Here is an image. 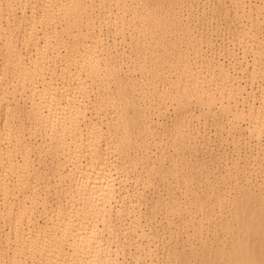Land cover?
<instances>
[{
	"label": "bare ground",
	"instance_id": "6f19581e",
	"mask_svg": "<svg viewBox=\"0 0 264 264\" xmlns=\"http://www.w3.org/2000/svg\"><path fill=\"white\" fill-rule=\"evenodd\" d=\"M175 1L0 0V264H264V179L254 182L264 168L259 142L254 148L247 141L248 151L224 160L223 178L235 185L234 195L213 183L207 184L209 192L198 193L197 180L178 177L176 158L175 169H165L163 175L184 185L179 197L172 191L167 202L159 199L152 207L168 204L167 216L217 224L213 239L205 228L198 230L200 247L170 251L166 242L155 243L142 226L141 204L118 194L130 179L133 185L149 184L155 167L164 164L163 152L157 163L138 169L137 162L155 158L146 155L138 120L140 113L160 108V101L218 108L231 129L244 122L249 138L264 135V0H217L237 23L233 38L254 53L250 59L247 50L242 57L233 52L239 57L233 66L210 56L218 61L207 58V75L175 66L182 32L198 43L210 39L193 30L197 19L191 27L181 13H162L161 7ZM125 32L132 33L128 44L121 39ZM157 72L175 75L162 80ZM155 77L164 83L156 85ZM25 120L41 141L27 140ZM185 127L175 126L178 132ZM173 142L179 158L197 147L195 141ZM207 199L216 200V210ZM194 203L200 210L211 206V213L188 217ZM250 232L259 251L244 237Z\"/></svg>",
	"mask_w": 264,
	"mask_h": 264
},
{
	"label": "rangeland",
	"instance_id": "374dc122",
	"mask_svg": "<svg viewBox=\"0 0 264 264\" xmlns=\"http://www.w3.org/2000/svg\"><path fill=\"white\" fill-rule=\"evenodd\" d=\"M229 1L230 0H227L228 3ZM161 10L164 14L171 11L181 13L185 21L188 20L192 23L190 24L191 27L196 23V21H198L199 23H196V26L198 25L197 27L199 28L197 29L198 31H196L197 27H195V25L193 26L195 28H193V30L198 33H200V31L202 30L201 34L205 35L204 37L207 36L206 38H208V35H210V39L208 38L209 40L206 41H212L213 44H215L214 50L213 45L211 44V47L210 44L208 45L209 42H205V40H203L205 43H202L203 41L200 40L201 42H199V44L197 41L195 42L194 38L190 37L188 39L190 41L188 42L187 33L182 32V54L180 57H172L173 60H177L175 65L176 67L181 66L182 69L189 68L192 72L201 71V73L207 75L209 74V72L206 70L205 67L207 66L205 64L212 60L216 61L214 58L210 60L212 57H217L216 59H219V61H223L225 62V64L233 66L238 62L237 59L239 57H242L243 51L245 52V50H247L248 56L251 59V55L254 53V51L251 48L248 49L245 41L241 42L238 39L235 40L233 38L236 34L237 23L233 19V16L231 14L226 15L222 12V8L217 0H177L172 5H164V7H161ZM195 19L197 20L195 21ZM193 21H195L194 24ZM104 33L108 40H112V38H114L112 32L106 30ZM131 34L132 33L130 32H125V37L121 39L126 40V44H128V42H130L131 40ZM202 37L200 35V38ZM193 43H197L196 48H189ZM201 43L202 46H198V44L201 45ZM126 44H124V46H126ZM206 44L208 46H206ZM219 48L221 51L219 50ZM230 49L231 51L233 49V51H229ZM212 50L214 52H211ZM219 51L221 53H219ZM233 52L235 56L238 52L239 57H236L234 59L235 56ZM129 53L130 55H133L131 51ZM210 53H213V55H210ZM229 53H232V56ZM198 54L201 55H199L201 58L198 56ZM207 55L208 57H206ZM207 58L210 61H207ZM59 69L61 70V68ZM127 74L130 77H137V75H139L138 72L131 73L129 71L127 72ZM156 74L165 77L162 78V80H170L175 75V73L166 72L161 74L157 72ZM246 79L243 78L245 82L243 80L242 82L246 83ZM153 82L156 85H161L164 83L161 82V80H158V77H155L153 79ZM243 85L248 84L246 83ZM138 90L139 91L136 92V95H138L140 91H142V89L139 87ZM147 99V96L142 98L143 101ZM160 102L158 104L160 108H156L151 113H147L144 115L143 113H140V119L138 120L139 134L141 135L140 138H142L140 141H147L145 148V152L147 151L146 155L150 157L154 156L155 158L150 160L144 159L137 162L138 169H141V165L147 163L148 161H154L155 163H157L156 158L160 159L161 155L164 153V164L162 168L155 167L154 175L149 178V184L147 183L144 186V183L140 181L138 182V184L133 185V183L131 182L132 180L130 179L126 183L127 189L118 194L130 196L136 203L141 204V212L144 214L142 218L144 225L142 226H144L143 228H146L149 234L151 233L153 237L156 238L154 241L155 243L161 244L162 242H166L164 245L165 249H169L170 251H181L182 249H186V251H189L193 247H200L202 241L197 232L201 227L206 229L205 232L208 230L209 232L207 234H209L210 238L213 239L214 231H216L213 227H217V224L211 223L209 219H204L202 222H199L197 220L190 222L184 219L180 220L177 216L171 214L167 216V214L163 211L168 204H159L158 210L153 209L152 204L155 201L161 199L162 202H167V199L172 194V191L176 196L179 197V187H182L184 185H177V177L172 174L163 175L165 169H175L174 162H172L171 159L176 158L177 163L175 164L181 165V168H179L180 171L177 174L180 179L185 176V179L194 178L195 180H197V182L195 181V186L198 193L202 194L209 192V189H207V184L213 183L217 184L220 187L226 186L225 189H228V191H230L234 195L235 192L233 191V189H235V185L232 184V182H230L229 180L223 178L225 174L224 160L227 158H231L232 156H237L239 152L244 153L243 150L247 149V141L248 143L250 141L249 145L247 146H254V148H259V146L255 147L257 146L255 144L259 142L261 143L260 148H264V135H262L259 140L256 138H249L247 136L248 132L246 130V124L244 122L241 123L242 126L231 129V122L227 120L226 115L218 108H216L214 111H209L208 109L198 105L196 102L191 103L187 108H180V106H178L177 104L172 103L171 100H167L164 102L162 101L161 103ZM129 113L133 114V111H130ZM114 116L115 115H112V117ZM30 123V121L25 120L24 128H26L30 133V135L28 134V137L26 136L27 140L33 141L34 143H36L37 141H41V137L38 136ZM180 123H187V127H185L186 129H184L183 132H178V128H175V126ZM112 133H115V131L112 130ZM173 141H192L189 142V145L194 143V141L196 142V149L189 150V148H186L184 150L185 155L182 156L183 159L190 162L189 164L183 165L184 160L175 156V149L178 146H176ZM236 147L237 150H235ZM238 148H240V151ZM254 148L252 147V149ZM134 157L136 159L140 157L139 153L136 152L134 154ZM47 165H49V162H47V164H41L42 169L46 168ZM192 167H194L195 169L191 170L190 168ZM207 169H209L211 173L209 182L204 179V177H206ZM131 170L130 173H132ZM244 176L245 173L237 175L238 183H241L242 180H244ZM262 178L264 179V168H260L256 171V175H254V182L261 181ZM137 188L139 189V191H137ZM228 199L229 198L225 199V205L231 204V201H228ZM257 199H259V197L255 198V200ZM207 203L209 205H212L216 210L217 203L215 199H207ZM211 210V206H208L206 210H200L194 203L190 206L187 216L189 217L190 214H192V217H196L199 219V217L203 215L204 212L211 213ZM167 221H171L173 223L169 224V222ZM256 230L258 231V229ZM251 233L252 232L245 234L244 237H247V240L251 242L253 248H255L256 251H259L260 243L254 241V237L251 235ZM189 236L192 237L190 238ZM165 237H167L166 240L162 241V239ZM111 242L112 245H115V242H113V240H111ZM191 245L193 246L191 247ZM162 252L165 251L163 249H160L158 253L161 254Z\"/></svg>",
	"mask_w": 264,
	"mask_h": 264
}]
</instances>
